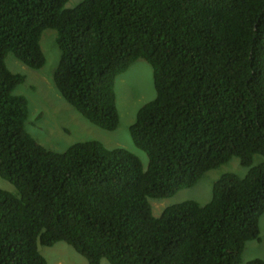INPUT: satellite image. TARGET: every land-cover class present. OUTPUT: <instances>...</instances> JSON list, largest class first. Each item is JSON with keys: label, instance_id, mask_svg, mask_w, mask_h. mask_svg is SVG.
<instances>
[{"label": "trees", "instance_id": "16d2710c", "mask_svg": "<svg viewBox=\"0 0 264 264\" xmlns=\"http://www.w3.org/2000/svg\"><path fill=\"white\" fill-rule=\"evenodd\" d=\"M0 0V264H48L39 245L65 242L88 264H242L264 215V0ZM57 33L54 83L82 117L119 127L116 81L134 63L153 70L156 97L130 127L149 160L96 140L65 152L27 130L26 81L12 53L45 66L41 38ZM263 158L256 163L255 159ZM238 158L212 200L152 212ZM246 264H264L253 259Z\"/></svg>", "mask_w": 264, "mask_h": 264}, {"label": "rangeland", "instance_id": "374dc122", "mask_svg": "<svg viewBox=\"0 0 264 264\" xmlns=\"http://www.w3.org/2000/svg\"><path fill=\"white\" fill-rule=\"evenodd\" d=\"M83 0H70L66 8L72 9ZM57 34L53 29L44 31L41 47L46 59L45 66L33 70L20 62L12 53L7 56L8 68L16 74H22L26 81L17 87L16 95H23L29 100V118L27 130L47 149L65 152L70 146L89 140L103 143L109 149L123 148L142 161L145 170L148 168L147 155L133 142L130 127L136 122L138 111L156 97L153 81V70L149 63L140 59L134 63L116 81L117 108L120 116L119 127L114 131L98 128L82 117L61 96L54 83V73L59 61L60 51L57 45ZM263 161L257 156L256 163ZM248 168L240 164L238 158L218 169L207 172L197 185L183 189L176 195L164 199H150L152 212L160 217L164 210L186 201H196L206 205L212 200L213 185L225 174H235L244 178ZM0 188L15 193L14 186L0 177ZM260 241H250L242 255V264L259 258L264 260V215L259 220ZM41 255L48 264H88L87 260L65 242H58L51 247L39 245ZM101 264H110L102 260Z\"/></svg>", "mask_w": 264, "mask_h": 264}, {"label": "clouds", "instance_id": "9594fccd", "mask_svg": "<svg viewBox=\"0 0 264 264\" xmlns=\"http://www.w3.org/2000/svg\"><path fill=\"white\" fill-rule=\"evenodd\" d=\"M57 34V33H56Z\"/></svg>", "mask_w": 264, "mask_h": 264}]
</instances>
